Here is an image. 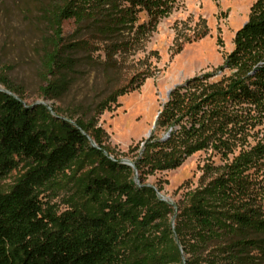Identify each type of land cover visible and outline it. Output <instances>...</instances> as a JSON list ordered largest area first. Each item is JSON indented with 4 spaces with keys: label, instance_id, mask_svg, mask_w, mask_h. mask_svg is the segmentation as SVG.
I'll use <instances>...</instances> for the list:
<instances>
[{
    "label": "rangeland",
    "instance_id": "1",
    "mask_svg": "<svg viewBox=\"0 0 264 264\" xmlns=\"http://www.w3.org/2000/svg\"><path fill=\"white\" fill-rule=\"evenodd\" d=\"M72 1L75 16L64 23L65 44L87 38L88 46L74 51L65 45L76 61L54 78L58 87L46 96L43 55L52 30L42 12L50 0H0V73L18 89L0 83V113L6 93L33 109L35 128L51 136L52 146L66 136L65 123L88 139L63 174L37 190L44 207L107 218L123 264L154 258L158 264H264L261 247L236 253L230 244L241 237L233 215L255 208L264 218V98L204 106L196 123L189 114L191 104L230 82L235 69L227 60L257 0H164L168 7L160 11L119 0L124 10H135L118 36L127 42L121 48L85 26L101 0ZM168 105L179 118L174 126L161 122ZM79 119L90 121L92 131ZM157 140L169 143L147 153ZM182 155L180 165L161 167L167 157ZM35 166L32 158L0 153L1 191H12ZM227 172H237L242 193L226 202L213 199L221 214L199 222L188 212L191 196ZM97 178L119 187L96 191Z\"/></svg>",
    "mask_w": 264,
    "mask_h": 264
},
{
    "label": "trees",
    "instance_id": "2",
    "mask_svg": "<svg viewBox=\"0 0 264 264\" xmlns=\"http://www.w3.org/2000/svg\"><path fill=\"white\" fill-rule=\"evenodd\" d=\"M130 1L134 6L142 5L150 11H160L168 7L166 3L163 4L164 0ZM44 5V22L52 30L50 42V36L46 37L50 48L43 55L45 80L48 84L42 87V91L47 96L58 87L54 78L63 70L72 68L74 64L75 58H70L65 53V45L69 44L75 51L80 47L86 49L89 41L87 38H81L65 44L64 23L75 16L72 0H65L62 4L52 3L50 0V3ZM134 12V9L124 10L119 0H101L100 6L85 19V26L92 35L111 40L112 46L116 48L121 43V48L123 43L127 42H121L118 36L125 33L128 20L134 19L129 15ZM80 25L83 26L81 23ZM235 42L236 48L227 60V66L235 69L230 82L225 89L206 95L189 106V114L192 117L190 119L194 123L199 122L200 118L197 119V116L204 106L220 105L228 100L258 102L264 98V0H257L248 22L238 30ZM0 83L18 91L9 78L1 73ZM2 98L0 153L32 158L37 162V166L9 193L0 189V264H123L116 259L115 229L107 218L76 211L57 214L44 207L37 193V190L50 180L62 175L68 164L88 146L87 137L76 126L65 123L66 136L57 139L56 144L52 146L51 136L44 130L35 128L33 109L27 108L21 100L12 95L4 93ZM175 105H172V108L168 105L163 110V125L174 126L179 121V118H173ZM78 124L86 131H92L90 121L79 119ZM192 133H188V136L193 135ZM94 136L102 143L99 133L95 134L94 131ZM168 143L169 140H157L148 147L147 153ZM89 149L106 159L101 149ZM192 151L193 148H190L185 152ZM261 152L264 153V150ZM183 156L167 157L161 167H176L182 163ZM105 161L110 163L109 160ZM236 173L227 172V176L222 174L223 176L212 181L204 192L193 194L188 206L192 217L199 222L211 223L212 218L221 214L215 210L212 200L219 197L216 203L226 202L228 197L236 198L237 194L242 193V181L236 180ZM93 185L95 190L101 193L105 190L111 191L112 187H119L109 178L94 179ZM233 218L238 229L231 227L230 230H236L241 235L230 243L237 249L234 252H246V248L250 247H261L264 250V218L259 210L246 209L242 213L237 212ZM156 262L157 259L154 258L148 264H158ZM137 263L144 264L143 260Z\"/></svg>",
    "mask_w": 264,
    "mask_h": 264
},
{
    "label": "water",
    "instance_id": "3",
    "mask_svg": "<svg viewBox=\"0 0 264 264\" xmlns=\"http://www.w3.org/2000/svg\"><path fill=\"white\" fill-rule=\"evenodd\" d=\"M131 165V164H130ZM133 166V165H132Z\"/></svg>",
    "mask_w": 264,
    "mask_h": 264
}]
</instances>
